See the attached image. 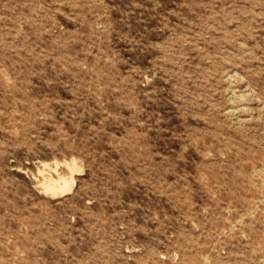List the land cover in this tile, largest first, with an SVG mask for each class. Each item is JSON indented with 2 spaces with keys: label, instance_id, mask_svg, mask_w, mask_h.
I'll return each mask as SVG.
<instances>
[{
  "label": "rangeland",
  "instance_id": "1",
  "mask_svg": "<svg viewBox=\"0 0 264 264\" xmlns=\"http://www.w3.org/2000/svg\"><path fill=\"white\" fill-rule=\"evenodd\" d=\"M263 171L264 0H0V264H264Z\"/></svg>",
  "mask_w": 264,
  "mask_h": 264
},
{
  "label": "bare ground",
  "instance_id": "2",
  "mask_svg": "<svg viewBox=\"0 0 264 264\" xmlns=\"http://www.w3.org/2000/svg\"><path fill=\"white\" fill-rule=\"evenodd\" d=\"M72 169H73V167H72ZM62 178H57V179L53 178V179H50L48 182L45 183L47 189H50L55 194H57L58 192H64V191L70 190L72 188L73 182H75V178L72 177V176L69 177V178H64V179H62Z\"/></svg>",
  "mask_w": 264,
  "mask_h": 264
}]
</instances>
